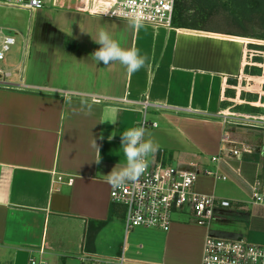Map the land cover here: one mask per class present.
I'll use <instances>...</instances> for the list:
<instances>
[{
    "label": "crops",
    "instance_id": "1",
    "mask_svg": "<svg viewBox=\"0 0 264 264\" xmlns=\"http://www.w3.org/2000/svg\"><path fill=\"white\" fill-rule=\"evenodd\" d=\"M46 2L65 16L61 25L37 32L43 40L53 36L48 81L15 73L22 86L0 89V264H82L84 252L141 257L142 245L139 250L127 242L129 232L121 239L124 208L110 202L103 175L124 163L120 134L144 117L142 104L146 121L156 123L146 129L148 138L159 145L149 162L225 177L237 192L230 202L235 216L224 222H246L237 238L264 234V207L249 196V184L264 167V129H236L220 115L223 100L232 96L226 86L242 73L244 38L134 26L88 14L90 0ZM101 26L122 46L139 50L145 57L140 70L129 74L119 63L91 61L99 47L91 38ZM229 150L240 152V159ZM216 156L220 160L212 162ZM219 181L199 174L194 188L216 197ZM183 219L155 232L156 250L145 262L200 264L211 231Z\"/></svg>",
    "mask_w": 264,
    "mask_h": 264
},
{
    "label": "built area",
    "instance_id": "2",
    "mask_svg": "<svg viewBox=\"0 0 264 264\" xmlns=\"http://www.w3.org/2000/svg\"><path fill=\"white\" fill-rule=\"evenodd\" d=\"M90 2L92 4L86 10L88 14L128 22L134 26L163 28L172 26L175 0H90ZM46 3V0H0V7L32 12L42 9ZM241 41L245 43L243 66L245 53L248 52L246 47L254 41L249 39ZM14 45V38L0 29V89H17L22 86V79L16 82L10 80L12 73L3 65L5 57ZM142 107L144 117L137 126L143 124L146 129L155 128L156 123L146 121V104H142ZM253 124L256 129H264V114ZM223 151H225L223 148L219 149V153ZM228 153L234 160L241 157L238 151L229 150ZM218 160H220L218 156L211 158L212 162ZM263 168L261 167L249 184V196L254 204L264 207ZM199 174L213 176L223 181L226 179L209 170L199 173L166 167L160 161H153L149 162L145 173L135 183L123 184L118 189L110 187V202L124 208L125 233L136 228L166 232L173 223L175 214L190 217L194 225L208 228L215 218L214 212L217 209L229 208L230 202L197 192L194 183ZM80 261L82 264H127L123 252L112 258L84 252ZM30 264L36 262L30 260ZM200 264H264V245L251 243L245 238L218 239L207 235L202 245Z\"/></svg>",
    "mask_w": 264,
    "mask_h": 264
},
{
    "label": "rangeland",
    "instance_id": "3",
    "mask_svg": "<svg viewBox=\"0 0 264 264\" xmlns=\"http://www.w3.org/2000/svg\"><path fill=\"white\" fill-rule=\"evenodd\" d=\"M220 1L222 11L220 10L210 21L203 24L205 30L217 31L222 33V35L229 36L242 30L253 33L254 35L259 31L254 27L258 25V20L253 19L252 23L246 22L244 27L238 21H236L238 24L234 22V16L239 20V15L242 14L240 8L234 5L235 1ZM54 12L56 11L50 9L49 5H45L42 9L32 12L0 7V29L3 33L13 37L15 40V45L11 48L10 53L5 57L6 60L3 63L4 67L12 73L11 81H15V73H22V76L30 77L36 83L44 84L48 81V66L53 56L49 44L52 41L50 38L52 39L53 36L44 35L43 40L37 32L43 25L53 26L54 23L61 25L65 21V16L62 12ZM244 39H249L254 42L246 47L248 52L244 56L242 73L225 88L232 92V96L223 100L224 105L220 115L227 118V120L229 119V125H236L233 126L236 129H256L253 123L258 121L264 114V44L259 43L264 42V40L253 38ZM26 45H28L27 49ZM24 49L27 51L25 59L23 58ZM247 68L256 69L258 73H247L245 71ZM241 109L246 110L248 113H242L243 110ZM236 192L237 190L231 182L224 180L218 182L214 195L216 198L231 202V195ZM231 205L230 203L229 208L217 209L214 212L215 218L209 226L211 236L218 239H236L239 236H236V234L244 236L242 233L244 229L246 230V222H224L225 220H230V217L235 216V213L231 210ZM182 220L184 219L180 215H173V221L180 222ZM124 232L123 229L122 240ZM132 232L129 231L127 242L137 244V249H139V245H142V255L139 259L131 261L125 256V261L127 264H148L145 261H149L152 258L153 251L156 250L154 243L156 238L154 234L155 232L158 233L161 231L157 229L137 228ZM261 235L264 236V234ZM255 236L259 235L255 234ZM261 240V237H255L254 240L249 241L264 245ZM152 246L153 249L151 248ZM156 252L154 253L156 254Z\"/></svg>",
    "mask_w": 264,
    "mask_h": 264
},
{
    "label": "clouds",
    "instance_id": "4",
    "mask_svg": "<svg viewBox=\"0 0 264 264\" xmlns=\"http://www.w3.org/2000/svg\"><path fill=\"white\" fill-rule=\"evenodd\" d=\"M91 40L99 46L89 56L95 64L102 62L107 66L116 62L131 74L140 70L145 63V57L138 49L122 46L103 26L96 30L95 38ZM148 136L149 133L143 124L130 127L120 134L119 149L123 153L124 163H117L107 175H103L109 187L118 189L123 184L135 183L145 173L149 165V157L159 150V145ZM111 138L112 136L108 137ZM96 161L98 162L99 159Z\"/></svg>",
    "mask_w": 264,
    "mask_h": 264
},
{
    "label": "trees",
    "instance_id": "5",
    "mask_svg": "<svg viewBox=\"0 0 264 264\" xmlns=\"http://www.w3.org/2000/svg\"><path fill=\"white\" fill-rule=\"evenodd\" d=\"M220 2V0H175L172 25L185 29L205 31L203 24L210 21L220 10L222 11ZM230 2H234V5L239 7L240 12H242L239 15V20L234 16V22L238 21L244 27L246 22L252 23L253 19H255L258 20V25L254 27L259 30L258 34L256 33L255 35L242 30L236 32L233 36L264 40V0H231ZM229 16L233 17L232 15ZM256 234L259 236L249 234V240L261 237V242L264 243V236L259 233Z\"/></svg>",
    "mask_w": 264,
    "mask_h": 264
}]
</instances>
